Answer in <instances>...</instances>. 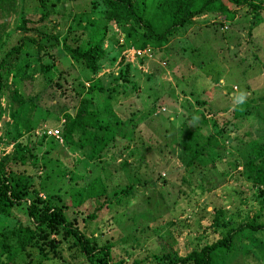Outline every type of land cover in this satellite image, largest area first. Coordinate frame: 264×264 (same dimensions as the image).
Wrapping results in <instances>:
<instances>
[{
	"label": "rangeland",
	"instance_id": "obj_1",
	"mask_svg": "<svg viewBox=\"0 0 264 264\" xmlns=\"http://www.w3.org/2000/svg\"><path fill=\"white\" fill-rule=\"evenodd\" d=\"M95 1L17 0L13 9L0 15V54L22 35L44 43L39 48L36 40L25 39L26 46L9 58L14 70L25 59L29 65L17 84L10 76L0 98L6 108L0 118V155L12 149L11 134L6 133L12 126L7 103L13 99V106L17 105L18 99L12 97L16 86L25 99L36 103L35 113L38 111L34 126L18 138L29 143L37 157L36 171L27 166L35 187L40 180L46 182L48 191L42 196L51 203L66 202L67 216H74L90 239L110 243L115 258L125 256L123 264H160L154 254L171 249L184 254L228 227L253 217L264 220V201L242 172L249 140L264 135V8L257 18L243 6L232 19L222 13L200 15L158 48L141 47V35H126L114 20L98 18L92 5ZM259 1L264 5V0ZM22 16L28 28L19 27ZM92 19L100 21L99 25L106 23V52L96 76L106 86H114L109 90L113 112L126 122L136 119L137 123L129 141L127 137L116 139L118 145L107 150L98 169L87 172L92 163L84 162L77 136L66 143L61 139V127L64 111L76 110L75 91L84 90L93 75L62 44L50 42L55 39L51 34L60 40L66 35L72 40L78 35L86 38L94 28ZM40 62L51 65L50 81L39 68ZM120 70L128 71V81L121 79ZM80 80L84 85L80 86ZM236 104L244 105L243 112L235 114ZM49 127L59 129L58 141H49L45 132ZM42 134L48 136L40 141ZM202 144L213 161H190L194 149ZM61 169L66 171L58 177ZM93 174L105 184L112 202L100 205L105 196H86L81 204L72 205L74 180L83 186ZM129 182L133 186L128 193L119 198L112 195ZM217 209L223 211L222 222L214 226ZM20 213L24 220L26 215ZM90 213L95 216H88ZM240 240L239 251L227 264H263L264 230ZM66 244H62V257L44 260L86 264L85 256L67 249ZM28 248L34 260L44 256L33 246ZM26 258L23 252L18 263L26 264Z\"/></svg>",
	"mask_w": 264,
	"mask_h": 264
},
{
	"label": "trees",
	"instance_id": "obj_2",
	"mask_svg": "<svg viewBox=\"0 0 264 264\" xmlns=\"http://www.w3.org/2000/svg\"><path fill=\"white\" fill-rule=\"evenodd\" d=\"M16 1L0 0V15L7 14L13 9ZM100 4L102 7L99 10ZM92 5L97 8L98 18L103 17L105 21L114 20L126 35H141V47L151 45L158 48L164 47L179 29H185L200 15L222 13L224 18L232 19L236 15V10L243 6L249 8L254 18H257L264 8L259 0H96ZM46 13L47 11H43L42 15ZM25 23L26 17L22 16L18 25L28 28ZM90 23L94 24V28L86 38L83 39L82 35H78L72 40L66 35L60 40L59 36L51 34L55 39L50 44H62L70 57L75 62H82L94 76L89 77L90 83L84 90L81 88L75 91L78 97L76 110L73 113L64 111L65 120L61 127V139L66 143L73 142L72 138L77 136L84 162L90 160L92 163V167L87 169V172H94L98 169V164L103 161L107 150L118 145L116 139L120 137H127L128 141L131 139V131L135 129L137 120L130 119L126 122V119L113 112L114 102L109 90L112 91L114 86L113 84L106 86L96 76L100 68V59L106 52L103 44L106 23L102 21L99 25L100 21L97 19L90 20ZM25 39L36 40L39 48L44 45L37 38L22 35L0 54V98L10 76L17 84L21 78L19 75L27 74L29 59H25L15 70L14 62L9 59L26 46ZM1 44L0 26V49ZM51 64H55V61ZM50 66L46 62L39 63V68L43 69L48 81H50L48 75ZM62 69L61 67L60 70ZM119 73L123 81L129 80L128 71L120 70ZM78 83L80 86L84 85L81 80ZM13 92L15 94L12 97L17 98L18 102L16 106H13V99L7 103L12 126L11 130L6 132L11 134L12 149L0 155V264H19L17 258L23 252L27 254L26 264H32L33 261L37 264H52L50 262L52 260L44 259L62 257L64 241L67 243V249L78 251L85 256L86 264H123L125 256L115 258L110 243L98 244L90 239L81 230L75 217L67 216L66 209L69 205L66 202L51 203L42 196V192L48 191L46 182L40 180L39 187H35L33 172L31 173L27 166L31 165L32 170L36 171L37 157L29 143L21 142L18 138L23 131H28L34 126L33 118L38 114V111L35 113L37 106L31 100L25 99L23 93H18L16 86ZM96 99L99 102H96ZM243 106L236 104L235 114L243 112ZM5 112L6 108L0 101V118ZM108 113L110 117L106 116ZM5 124L8 125L9 122L5 121ZM46 136L48 135L42 134L40 141ZM49 136L51 137L49 141H58L55 136ZM204 145L194 149L190 161L205 163L208 159L213 161V157L203 150ZM249 146L250 150L243 162L242 172L257 188V193L264 201V135L249 140ZM124 147H128V144ZM45 151L47 152L48 148ZM44 164L45 162L42 169H45ZM65 171V169L59 170L58 177L64 176ZM91 177L90 182L83 186H79L77 180H74L77 185L76 193L71 196L72 205L81 204L86 196H105L100 205L112 202L107 197L105 184L100 177L94 174ZM132 186L133 182H129L120 189L113 190L112 195L119 198L120 194L128 193ZM20 212L26 215L24 220ZM88 216L94 217L95 213H90ZM222 216L223 211L217 209L212 218L214 226L222 222ZM7 220H14L15 223L8 224ZM263 230L264 220L258 221L253 217L237 226L226 228L224 232L219 231L220 236L184 254L171 249L163 251L162 254H154V257L160 264H227L239 251L242 245L241 237H248ZM29 246L35 247L44 256L40 260H34V253L30 251ZM134 261L137 262L136 259Z\"/></svg>",
	"mask_w": 264,
	"mask_h": 264
},
{
	"label": "built area",
	"instance_id": "obj_3",
	"mask_svg": "<svg viewBox=\"0 0 264 264\" xmlns=\"http://www.w3.org/2000/svg\"><path fill=\"white\" fill-rule=\"evenodd\" d=\"M45 132L48 134V135H52V136H55V137H58L60 134L59 132V129L57 127H49L45 130Z\"/></svg>",
	"mask_w": 264,
	"mask_h": 264
},
{
	"label": "clouds",
	"instance_id": "obj_4",
	"mask_svg": "<svg viewBox=\"0 0 264 264\" xmlns=\"http://www.w3.org/2000/svg\"><path fill=\"white\" fill-rule=\"evenodd\" d=\"M239 99H240L241 101H243V99H244V94H243V93L240 94Z\"/></svg>",
	"mask_w": 264,
	"mask_h": 264
}]
</instances>
